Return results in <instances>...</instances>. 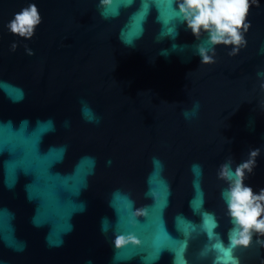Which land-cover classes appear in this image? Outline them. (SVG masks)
<instances>
[{
    "label": "water",
    "instance_id": "95a60500",
    "mask_svg": "<svg viewBox=\"0 0 264 264\" xmlns=\"http://www.w3.org/2000/svg\"><path fill=\"white\" fill-rule=\"evenodd\" d=\"M29 4L25 39L6 25ZM247 22L202 63L173 0H0V264H264L217 175L259 148L264 188V0Z\"/></svg>",
    "mask_w": 264,
    "mask_h": 264
},
{
    "label": "clouds",
    "instance_id": "9594fccd",
    "mask_svg": "<svg viewBox=\"0 0 264 264\" xmlns=\"http://www.w3.org/2000/svg\"><path fill=\"white\" fill-rule=\"evenodd\" d=\"M111 3L112 0H100V7L109 6ZM173 3L177 18L186 24L195 37L207 34V40L196 46L202 63L213 61L218 45L231 46L229 55L235 54L240 47L246 45L245 33L250 27L247 22L250 0H173ZM41 22L38 8L35 4H29L15 13L6 27L11 34L30 39ZM16 48L17 43H12L11 50L15 51ZM25 50L29 55L32 54L27 46ZM194 114L195 112L184 113L185 117ZM259 155V148L251 149L248 158L234 169V161L230 156L218 169V179L227 185L220 195L226 205L227 215L233 222V236L230 241L232 247L249 245L254 234L264 235V188L257 193L244 183L246 175L253 172ZM128 240L138 243L132 238ZM127 242L123 237L116 240L117 246Z\"/></svg>",
    "mask_w": 264,
    "mask_h": 264
}]
</instances>
